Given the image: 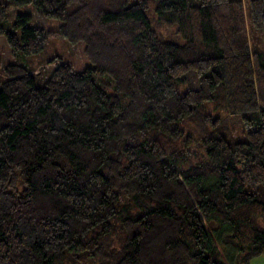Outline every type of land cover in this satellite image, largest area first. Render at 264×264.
I'll use <instances>...</instances> for the list:
<instances>
[{"label":"trees","instance_id":"trees-1","mask_svg":"<svg viewBox=\"0 0 264 264\" xmlns=\"http://www.w3.org/2000/svg\"><path fill=\"white\" fill-rule=\"evenodd\" d=\"M55 36L92 66L42 81ZM0 37V264L264 255V0H5Z\"/></svg>","mask_w":264,"mask_h":264},{"label":"rangeland","instance_id":"rangeland-1","mask_svg":"<svg viewBox=\"0 0 264 264\" xmlns=\"http://www.w3.org/2000/svg\"><path fill=\"white\" fill-rule=\"evenodd\" d=\"M0 1L3 2L5 0ZM245 12L247 14L246 5ZM18 15H28L29 20L27 23L32 27H41L47 30H54L61 25V22L56 19L41 17L32 6H25L13 10L6 19L4 26L11 30L12 25L16 21ZM78 47L79 46L74 47L66 39L55 36L48 40L41 53L24 57L23 63L28 65L32 70L40 69V71L43 72V77L40 76L42 81H46L49 78L55 69L57 62H70L78 71H81L87 67H91L92 64L82 55V53L79 54L76 52L79 49ZM54 61L57 62L53 63ZM14 62H16V58L10 53L4 37H0V68H3L5 65ZM216 229V226L210 227L211 233L214 234ZM218 246L220 247L222 254H234L232 249L230 251L228 248H226L227 246L221 244ZM262 257V259H264V255H262ZM93 262L94 260L89 259L87 260L86 264H93ZM259 263L260 262H258V264Z\"/></svg>","mask_w":264,"mask_h":264},{"label":"crops","instance_id":"crops-1","mask_svg":"<svg viewBox=\"0 0 264 264\" xmlns=\"http://www.w3.org/2000/svg\"><path fill=\"white\" fill-rule=\"evenodd\" d=\"M263 257L260 256L254 260H252L251 264H258V262H260L259 264H264V259H262ZM263 261V262H262Z\"/></svg>","mask_w":264,"mask_h":264}]
</instances>
